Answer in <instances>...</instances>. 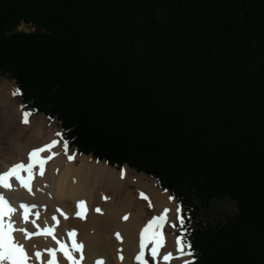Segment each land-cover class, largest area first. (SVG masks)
<instances>
[{
	"label": "trees",
	"instance_id": "obj_1",
	"mask_svg": "<svg viewBox=\"0 0 264 264\" xmlns=\"http://www.w3.org/2000/svg\"><path fill=\"white\" fill-rule=\"evenodd\" d=\"M0 73L169 191L194 264H264V0H0Z\"/></svg>",
	"mask_w": 264,
	"mask_h": 264
},
{
	"label": "bare ground",
	"instance_id": "obj_2",
	"mask_svg": "<svg viewBox=\"0 0 264 264\" xmlns=\"http://www.w3.org/2000/svg\"><path fill=\"white\" fill-rule=\"evenodd\" d=\"M15 89L18 88L7 80L0 79V171L7 170L20 161H26L32 149L46 145L52 140L59 141L50 152L41 154L47 156L56 153L46 161L44 175L38 174V166L33 169L32 194L21 187L14 178L10 181L14 185V191L0 189L16 205L22 200L37 205L30 214L29 222L18 223L17 226L41 231L43 226L36 229L30 223L32 219H36L34 213L39 211L41 219L46 216L49 220L51 215L55 214L60 221L56 226L57 238L71 248L72 238L68 236V232L75 229L76 241L84 244V259L81 264H96L98 260H103V264H139L135 257L140 251V232L153 217L163 215L165 219L158 229L160 235L157 239L162 236L164 243L158 250L155 264H163L161 257L167 252L176 256L178 235L170 226L178 221V216L182 213L176 200L170 199L169 193L157 188L155 182L147 176H131L132 172L127 166L123 168L122 174V171L103 161H96L93 157L83 154L75 153V158L69 160L68 155H72L73 150L68 146V153L65 154L63 141L56 135L60 132L57 123L44 116L36 118L34 113L20 102L19 94L13 95ZM22 111L32 113L27 124L21 122ZM132 181L139 182L138 185L145 189L132 192ZM102 186H106L112 194L100 192L98 188ZM141 193L147 199L143 198ZM88 200L91 201L92 208ZM79 201L85 202L84 219L76 216V213L81 211L77 207ZM56 208L61 209L68 219L55 212ZM96 208L100 209L101 215L95 211ZM166 209L168 211L165 213ZM22 213L23 210L18 209L13 219L22 217ZM125 216L128 217L127 220L123 218ZM37 223H40L39 219ZM54 223L50 221V224ZM28 243H35L36 248L42 250L53 246L55 241L51 237L34 236ZM151 248V243L145 247L144 260L147 264H152L149 251ZM61 255L57 253L58 260ZM73 255L78 258L80 253L74 252ZM45 257L46 253L40 261H35V264H41ZM188 259L190 257L187 256L172 259L170 264H183V261Z\"/></svg>",
	"mask_w": 264,
	"mask_h": 264
},
{
	"label": "snow or ice",
	"instance_id": "obj_3",
	"mask_svg": "<svg viewBox=\"0 0 264 264\" xmlns=\"http://www.w3.org/2000/svg\"><path fill=\"white\" fill-rule=\"evenodd\" d=\"M19 94V89L13 90V95ZM32 115L31 112L22 111L21 122L29 123V117ZM58 137L63 141L62 147L65 154L68 153L69 141L63 139V134L58 132L56 133ZM59 143L58 140H52L46 145L36 147L32 149L28 155L26 161H20L14 164L11 168L7 170L0 171V189H7L9 191H14V185L12 178L15 181H18L21 187L26 189L29 194H32L31 180L33 179V169L38 166L40 176L44 175V166L48 159H51L56 153L51 155L42 156V153L50 152L51 148ZM75 158V152L72 155H68V159L72 160ZM23 174H26L23 175ZM123 174V170H122ZM158 183V181H157ZM141 196L145 199L144 194L141 193ZM174 199V197H170ZM85 202L79 201L77 207L81 209L76 213V216L84 219L86 209L84 207ZM36 204H29L26 201H21L18 205L10 201V198L6 197L5 194L0 191V264H35V261H40L41 257L46 253V257L41 262V264H81L84 259L83 248L84 244L82 242H77L75 237L77 235L75 229L68 232V236L72 238L71 248H68L60 239L56 236V226L59 225L60 221L57 219L55 214L51 215L50 220L48 217H43L41 219V214L39 211L34 213L36 219L31 220V224L35 226L36 229H41V231L30 230L25 227H18V223H28L30 214L32 210L36 209ZM18 209H22V217H17L13 219V216L17 213ZM95 211L100 212L99 208H96ZM168 210H165V213ZM179 212V208L177 209ZM55 212H58L64 219L68 217L62 212L61 209L56 208ZM125 220L128 219L127 216L123 217ZM37 219L40 220V223H37ZM165 216L153 217L147 225L142 229L139 235V253L135 259L139 264H147V261L144 260L145 256V247L147 244L151 243L152 248L149 250L150 255L153 259L156 258L159 248L163 247V238L162 236L157 239L159 234V227L164 221ZM55 222L54 224H50ZM181 224V235L177 237V254L173 256L172 252L165 253L161 260L163 264H170L172 259H179L180 257H192L193 252L191 249V243L186 239L187 230L183 228V219L180 218ZM175 226V225H173ZM19 233L20 235H16ZM34 236H43L45 238L51 237L55 244L51 247H46L42 250L36 248L35 243H28L32 241ZM119 239V233L116 234ZM58 245V247H57ZM80 253L79 257L73 255V253ZM57 253H61V257L58 260ZM122 258V257H121ZM96 264H103V260L96 261ZM183 264H194L193 259L184 260Z\"/></svg>",
	"mask_w": 264,
	"mask_h": 264
},
{
	"label": "rangeland",
	"instance_id": "obj_4",
	"mask_svg": "<svg viewBox=\"0 0 264 264\" xmlns=\"http://www.w3.org/2000/svg\"><path fill=\"white\" fill-rule=\"evenodd\" d=\"M19 31H25V32H32L33 31V29L31 28V27H29V26H27V25H22L20 28H19ZM0 79H5V80H7L9 83H11V84H13L15 87H17L18 89H19V86L17 85V83H16V81L15 80H12L8 75H5V74H2V73H0ZM19 100H20V102L22 103V101H21V92H20V89H19ZM23 104V103H22ZM24 105V104H23ZM25 107H26V109L27 110H31L33 113H34V115H35V117L36 118H39L40 116H44V117H46L45 115H43V114H40V113H37V112H35L32 108H29V107H27L26 105H24ZM46 118H49V117H46ZM50 120H52V121H55L56 123H57V127H58V129L60 130V132H62V134H64V131H63V128H62V126H61V124L57 121V120H54V119H51V118H49ZM72 150H73V152H75V150H74V148L73 147H70ZM75 153H78V152H75ZM79 154V153H78ZM83 156H87V157H93V156H89V155H83ZM93 159L94 160H96L94 157H93ZM96 161H99V160H96ZM104 163H106V162H104ZM109 165V164H108ZM125 166V165H124ZM110 167H112V168H116V170H118V171H122L123 170V168H118V166H110ZM131 170V169H130ZM131 172H132V175L131 176H133V177H135L136 175H144V176H147V175H145V174H139V173H137V172H135V171H133V170H131ZM151 181H154L155 182V180L154 179H151L149 176H147ZM136 180V179H135ZM131 184H132V192L133 191H140V190H142V189H145L142 185H138L139 184V182H136V183H133V181L131 182ZM155 185H156V182H155ZM157 187V186H156ZM158 188V187H157ZM100 189V192H104V193H108V194H112L109 190H108V188L106 187V186H102V187H100V188H98V190ZM159 189H161V188H159ZM161 190H163V189H161ZM163 191H166V190H163ZM170 195V194H169ZM171 197V196H170ZM175 199V198H174ZM176 200V199H175ZM89 201V200H88ZM176 202L178 203V206L181 208V205H180V203L176 200ZM89 205H90V207L92 208V206H91V201H89ZM182 209V208H181ZM234 213V206H233V204H231V203H226V204H224V205H222V206H219L218 207V210H217V212L215 213V217L216 218H221V219H224L225 217H228L229 215H231V214H233ZM100 215H101V212L99 213ZM99 215V216H100ZM180 218H182V213H181V215L180 216H178V221L175 223V224H173V225H175V226H173L172 224L170 225L171 227H172V229L174 230V231H176V235H178V237L181 235V224H180ZM112 238L114 239V240H116L115 238H114V236H112ZM190 259H192V257H190ZM151 261H152V264H155V262H156V260L155 259H151Z\"/></svg>",
	"mask_w": 264,
	"mask_h": 264
}]
</instances>
